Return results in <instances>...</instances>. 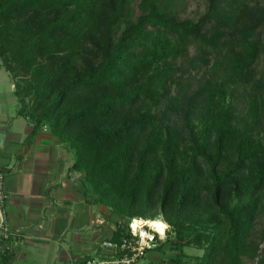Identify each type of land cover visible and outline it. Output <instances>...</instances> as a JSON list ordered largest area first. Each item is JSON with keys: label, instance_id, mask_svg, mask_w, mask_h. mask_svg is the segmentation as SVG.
Here are the masks:
<instances>
[{"label": "trees", "instance_id": "16d2710c", "mask_svg": "<svg viewBox=\"0 0 264 264\" xmlns=\"http://www.w3.org/2000/svg\"><path fill=\"white\" fill-rule=\"evenodd\" d=\"M173 2L0 0L17 114L32 123L28 143L45 126L68 144L85 195L115 216L110 240L128 235L124 218L161 217L167 236L148 252L187 243L203 249L196 264H264V224L253 234L264 199V4L207 0L194 20L171 15ZM191 50L190 65H175ZM189 66L205 74L181 99L180 128L156 109ZM239 87H249L251 123L229 98Z\"/></svg>", "mask_w": 264, "mask_h": 264}, {"label": "crops", "instance_id": "0c3cea01", "mask_svg": "<svg viewBox=\"0 0 264 264\" xmlns=\"http://www.w3.org/2000/svg\"><path fill=\"white\" fill-rule=\"evenodd\" d=\"M18 106L10 119L0 107L7 219L19 236L9 264H73L82 254L97 255L101 240L113 232L115 216L85 195L82 173L70 170L74 156L67 143L45 126L27 142L32 123L17 114ZM156 254L162 252L149 251L146 259L153 263Z\"/></svg>", "mask_w": 264, "mask_h": 264}, {"label": "rangeland", "instance_id": "374dc122", "mask_svg": "<svg viewBox=\"0 0 264 264\" xmlns=\"http://www.w3.org/2000/svg\"><path fill=\"white\" fill-rule=\"evenodd\" d=\"M260 4H264V0H258ZM207 0H174V2L169 7V12L171 15H175L179 19H197L206 8ZM136 6V3H134ZM264 39V31H263ZM193 54V50L190 51L189 55L186 57H178L175 60V65L184 64L190 65L187 62V59L190 58ZM2 60L0 57V107L3 110V113L6 119H10V115L14 114L15 108L18 105V102L15 101L14 95L12 93L14 85L12 83L11 76L4 70L1 65ZM257 68L260 71H264V57L262 56L258 63ZM189 72L184 74L181 81L173 85L171 95L173 98H168L164 102L160 103L157 107V112L165 117L170 122H175L177 126H182V105L181 99L191 93L199 85L200 80L205 74L204 67H191L189 66ZM12 87V89H11ZM249 92V87L246 89L239 87L238 90L234 93L233 97H229L230 100L239 107H244V120L248 123H251L253 117L247 112V94ZM264 124V120H263ZM261 126V123L259 124ZM145 218V217H142ZM162 219L161 217H158ZM151 219V218H146ZM128 219L124 218L126 222ZM124 222V223H125ZM264 224V199L256 216L253 234L258 235L261 231ZM167 236V231L165 235L160 236V241H163ZM172 234L167 238L168 241L172 238ZM264 251V241L259 245ZM156 251V250H154ZM148 253V252H147ZM147 253L141 257L136 264H171L170 256L176 254L179 259V264H196L197 258L203 254V249L193 245V244H183L180 249H175L170 247L169 242H165L162 248V254H156V260L151 263L146 259ZM257 260V258H256ZM256 260L250 261L246 260L247 264H257Z\"/></svg>", "mask_w": 264, "mask_h": 264}, {"label": "built area", "instance_id": "2783aa9c", "mask_svg": "<svg viewBox=\"0 0 264 264\" xmlns=\"http://www.w3.org/2000/svg\"><path fill=\"white\" fill-rule=\"evenodd\" d=\"M5 176V171L0 168V253H12L18 245L19 236L10 227L7 219L6 202L9 193L5 188ZM133 220L134 218L125 222L129 233L122 236L120 242L104 238L99 244L97 255L82 254L73 264H136L149 249L156 246V240L165 235L168 224L160 219L165 223L163 232H160L149 225L146 218L139 217L143 222L138 227L132 226Z\"/></svg>", "mask_w": 264, "mask_h": 264}, {"label": "bare ground", "instance_id": "6f19581e", "mask_svg": "<svg viewBox=\"0 0 264 264\" xmlns=\"http://www.w3.org/2000/svg\"><path fill=\"white\" fill-rule=\"evenodd\" d=\"M143 221H140L139 218H134L132 221V226L138 227L141 225ZM147 222L148 224L153 226L155 229L159 230L160 232H163L165 223L160 219H149Z\"/></svg>", "mask_w": 264, "mask_h": 264}]
</instances>
